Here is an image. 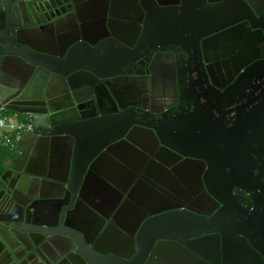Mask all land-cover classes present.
<instances>
[{
	"label": "water",
	"instance_id": "water-1",
	"mask_svg": "<svg viewBox=\"0 0 264 264\" xmlns=\"http://www.w3.org/2000/svg\"><path fill=\"white\" fill-rule=\"evenodd\" d=\"M70 1L78 6L66 14L32 13L25 2L0 0L9 14L0 25V106L30 118L36 126L18 142L17 155L3 162L0 264H161L158 260L165 254L167 264H179L176 249H146L144 230L150 229L152 236L160 231L175 233L186 220L178 216L182 209L153 211V217L137 222L131 233L132 216L123 205L137 203L139 195L147 194L148 172L137 170L134 153L149 154L131 137L133 130L153 131L169 148L155 126L130 122L117 113L118 93L129 77L116 72L124 56L115 55L110 44L139 47L143 35L134 22L148 19V5L140 1L143 15L139 0H133V17L127 11L122 17L132 21L130 29L120 30L113 0L102 21L94 15L98 9L94 0H81L87 7L83 14L80 2ZM153 2L161 6L160 0ZM70 15L78 23L68 19ZM129 38L134 45L126 41ZM170 172L177 178L174 170ZM140 207L145 211V205ZM224 214L222 209L218 219ZM207 218L195 213L197 226L202 221L199 226L207 227L211 222ZM112 231L118 235L111 241L114 249L107 251L103 249L107 241L101 237ZM202 233L214 231H196L194 237ZM238 236L255 249L247 236ZM159 238L168 245L180 244L187 255L183 262L214 264L174 236Z\"/></svg>",
	"mask_w": 264,
	"mask_h": 264
},
{
	"label": "flooded vegetation",
	"instance_id": "flooded-vegetation-1",
	"mask_svg": "<svg viewBox=\"0 0 264 264\" xmlns=\"http://www.w3.org/2000/svg\"><path fill=\"white\" fill-rule=\"evenodd\" d=\"M8 1L25 2L32 13L67 14L78 6L70 0ZM153 1L145 0L148 19L134 22L143 35L136 50L109 43L115 55L124 56L116 72L129 77L118 93V116L155 126L169 147L153 131L133 130L131 137L149 154L135 151L134 165L141 173L147 170L148 177L147 194L139 195L137 203L123 204L133 217L128 230L133 233L135 224L152 218L153 211L175 207L186 220L175 233L152 236L150 229L144 230L146 249H176L177 263L190 264L183 262L187 255L180 244L159 238L174 236L214 264H264V0H160L161 6ZM77 2L79 10L84 7L81 14L86 12L83 2ZM108 2L94 0L99 21ZM132 6L133 0H113L120 30L130 29L132 21L122 17L126 11L133 17ZM8 16L7 5L0 4V25ZM68 19L78 23L74 15ZM126 41L134 45L133 39ZM11 150L9 155L16 156ZM222 209L225 214L218 219ZM195 213L207 216L210 224L200 227L199 221L197 226ZM196 231L214 233L194 237ZM116 234L102 232L104 250L114 249ZM158 261L167 264L169 256Z\"/></svg>",
	"mask_w": 264,
	"mask_h": 264
},
{
	"label": "built area",
	"instance_id": "built-area-1",
	"mask_svg": "<svg viewBox=\"0 0 264 264\" xmlns=\"http://www.w3.org/2000/svg\"><path fill=\"white\" fill-rule=\"evenodd\" d=\"M36 126L30 118L22 120L20 114L9 112L5 106H0V129L4 130L0 147L15 149L22 137L33 132Z\"/></svg>",
	"mask_w": 264,
	"mask_h": 264
},
{
	"label": "crops",
	"instance_id": "crops-1",
	"mask_svg": "<svg viewBox=\"0 0 264 264\" xmlns=\"http://www.w3.org/2000/svg\"><path fill=\"white\" fill-rule=\"evenodd\" d=\"M4 130H2V129H0V145H1V138H2V136H3V134H4ZM12 152V150L11 149H9V148H5V147H0V154H2V153H4V154H9V153H11ZM7 158V157H6ZM5 158V159H6Z\"/></svg>",
	"mask_w": 264,
	"mask_h": 264
},
{
	"label": "trees",
	"instance_id": "trees-1",
	"mask_svg": "<svg viewBox=\"0 0 264 264\" xmlns=\"http://www.w3.org/2000/svg\"><path fill=\"white\" fill-rule=\"evenodd\" d=\"M9 112H12V111H9ZM23 117L24 116H21V118H23ZM8 156H9V154H7V155L4 154V153L0 154V171H1L2 167H3V162H4L5 158L8 157Z\"/></svg>",
	"mask_w": 264,
	"mask_h": 264
},
{
	"label": "rangeland",
	"instance_id": "rangeland-1",
	"mask_svg": "<svg viewBox=\"0 0 264 264\" xmlns=\"http://www.w3.org/2000/svg\"><path fill=\"white\" fill-rule=\"evenodd\" d=\"M25 117L22 118V120H24Z\"/></svg>",
	"mask_w": 264,
	"mask_h": 264
}]
</instances>
